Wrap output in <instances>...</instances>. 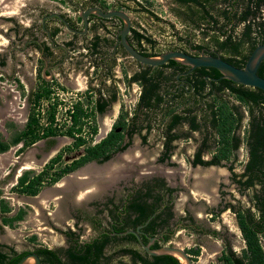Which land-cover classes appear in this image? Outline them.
Here are the masks:
<instances>
[{
  "label": "trees",
  "instance_id": "1",
  "mask_svg": "<svg viewBox=\"0 0 264 264\" xmlns=\"http://www.w3.org/2000/svg\"><path fill=\"white\" fill-rule=\"evenodd\" d=\"M87 1H99L103 6H107L105 0ZM173 1L178 7L172 8L173 14L180 19L183 26L187 29L198 28L205 36L202 43L193 42L192 48H205L209 51L208 54L218 55L234 66L242 68L252 50L258 44L264 43V0ZM135 5L136 7L131 8L132 11L144 12L155 21H166L143 4L135 2ZM91 15L93 18L98 17ZM111 20L112 17L100 18L99 26L106 33L114 36L121 29L122 21L119 20V26L112 30L109 27ZM169 25L174 28L173 24L169 23ZM187 37L193 41L191 33L184 37L178 36V39ZM127 40L139 52L147 56H154L179 47V43H173L159 49V43L155 38L132 26ZM90 42L92 52L98 51L100 43L108 46L115 45L114 42L109 43L106 37L101 38L96 35ZM120 47L121 49H115L114 54L128 55L122 46ZM91 53H89L90 56ZM112 63L101 75L103 78L99 86L87 87L86 101H77L73 104V111L70 114L71 124L68 126L53 125L56 103L48 108V124L40 123L39 116L35 112V105L40 99L50 96L51 86L60 87L55 79L47 80L41 77V81L31 93L30 110L23 129L15 132L9 142L0 140V152H5L18 143H21L18 150L23 151L39 140L58 135L71 138V142L49 158L40 171L36 173L24 171L17 178V183L12 190L21 195L35 196L43 187L55 184L62 177L88 162L103 163L109 160L116 152L125 150L131 144L135 134L146 141L147 135L153 130L163 137V150L159 157V161L162 162L170 158L174 148L173 141L182 137L188 138L192 132H198L201 138L194 158L190 161L191 164L227 166L232 173V180L238 185L240 191L252 190L251 205H234L229 202L225 205L226 208L219 209L222 211L229 208L235 214L245 247L238 253L232 249L227 240H224L218 260L222 264H264V91L222 77V73L215 68L196 67L187 75L192 84L187 87V90L176 93L173 91L177 84V73L184 70L187 65L174 59L159 66L143 65L136 61L139 70L126 78L128 83L136 82L141 88L135 107L129 112L121 105L111 129L103 138L92 144L93 136L98 132L96 116L103 114L117 98V90L111 87L112 84L104 87L107 79L113 78L112 68L115 63ZM124 73L126 75V72ZM257 73L264 77V59ZM109 87L112 90L107 97L105 93ZM188 89L192 92L188 93ZM176 100L178 104L174 105ZM242 106H245L247 111L243 135L240 132L242 120L245 117ZM184 125H187V131L178 132ZM242 143L246 148L247 158L242 171L235 173L233 168L237 160V151ZM211 148H214L211 157L203 159L202 154ZM79 149H82L81 155L55 169V165L61 161L65 151L73 152ZM154 181L156 183L153 185L145 182L143 188H131V191L127 189L123 203L116 204L115 207L123 206L127 216L134 215L135 224L146 221L155 213L150 223L151 230L157 231L169 226V219L173 215L172 193L175 189L166 187L163 179ZM10 212L8 203L0 199V213L3 215L0 228L2 225L14 226L25 215L22 208L8 215ZM211 233L216 235L217 232L212 230ZM129 236L132 237V235ZM30 239L33 241L36 238L32 236ZM75 243L76 248L72 247L69 250L66 262L58 256L55 249L43 248L37 252L43 257V264H97L99 259L103 258L107 261L110 257H103L106 238L99 242L93 240L82 245H77L76 241ZM1 246L0 264H15L25 254V252L17 253L12 248H8L11 253L9 256ZM141 251L136 248H123L117 253H132L134 259L141 264H180L179 259L173 255L154 256ZM186 251L195 260L200 254V247L195 246Z\"/></svg>",
  "mask_w": 264,
  "mask_h": 264
},
{
  "label": "rangeland",
  "instance_id": "2",
  "mask_svg": "<svg viewBox=\"0 0 264 264\" xmlns=\"http://www.w3.org/2000/svg\"><path fill=\"white\" fill-rule=\"evenodd\" d=\"M76 1L82 2L81 4L83 5H81V7L83 9L90 5L89 2L84 0ZM20 2L23 4V10L20 12V16H17V19L22 21H24L23 12L26 11L27 5L41 4V7H43L42 5L46 3L43 8H50L52 10L59 9L58 5L48 1L20 0ZM135 2H139L143 4V6L148 7L149 10L159 18L166 21H155L144 12L132 11L131 8L136 7ZM112 3H115L118 9L125 11L129 15L132 27L144 31L146 34L155 38L159 43V49H163L164 46L175 43V39L178 38V36L184 37L188 33L192 34L194 43H202V41L205 40V36L201 33L200 29H187L183 26L180 19L173 14L172 8H178L173 0H105V4L108 6ZM63 10L71 17L81 12V9H72L68 4L64 6ZM169 23L173 24L174 28H171ZM116 25L110 23L109 27L115 30L117 27ZM9 27L10 24L5 23L2 28L6 30ZM69 38H71L70 31L62 26L55 40L58 43H62ZM84 40L85 38H77L76 42H78V44H74L73 47L84 45ZM5 42V38L1 36L0 50H2ZM75 49L73 55L71 54V58H75L78 52H85L80 48L78 52H75ZM57 53L59 54L60 52H56L54 56H58ZM34 55L35 60L33 62L24 60L22 63L24 66L21 64V72L18 74H15L11 65L5 66L3 65L4 63H0L1 141L9 142L11 136L15 132L22 130L25 125L27 112L30 110L27 92H31L35 89L37 84L41 81L38 77L41 73L42 65L36 59L38 58V53L36 52ZM118 58V61L123 66V70L117 69V72H114L119 76V82H117L118 80L116 79L117 84L114 83L116 86L114 87L117 90L118 101L112 107L118 110L119 106L123 105L127 111L131 112V109L134 108L133 102L137 91L135 85L133 83H128L126 78L128 74L132 73L135 69L137 63L129 55L122 54ZM79 60H81V58H79ZM83 67L84 66L80 68L75 67L74 70H81L80 73H76L83 76L82 79L86 81L87 87L98 86L97 84H99L100 81H97V76L94 73L95 71H85ZM63 68L62 72L60 74L58 73L56 77L51 70V75L54 76L55 82H58L60 87L64 89L63 93L60 92L61 96L66 98L67 101H70L72 100L74 92L80 91L85 93L86 88L80 89V86H78V88L65 86L63 84L64 78L67 79V77H64L67 76L65 72L70 73V76L73 78L78 77V75L74 74L73 76L69 67ZM28 69L34 72L32 74L26 73ZM125 71L126 75H124ZM55 72L58 71L56 70ZM17 75L20 76L19 79H17ZM21 76H23L24 79H22ZM47 78L50 80L49 76H47ZM18 80H22V82L18 83ZM109 83L111 85V79H107L106 84ZM9 100H12L11 104L8 102ZM83 100L85 102L86 98ZM233 100L235 103L239 104L237 100ZM110 110L105 116L109 115ZM242 110L245 114L242 125L245 126L247 122V111L245 106H242ZM113 119L115 118L112 117L111 123ZM96 120L99 127L96 138H100L104 135L102 132H104L105 129L101 131V128L103 129L101 116H97ZM186 131L187 125L182 126L178 130V132ZM200 138V133L192 132L188 138L182 137L175 140L173 142L174 148L170 159L167 163H164L159 161V157L163 150V137L160 133L156 130L151 131L147 135L146 141H142L138 135H134L131 144L125 150L116 152L108 161L103 163L97 161L88 162L77 170L62 177L56 182L58 183L57 187L55 186L56 183L51 186L43 187L39 193L33 197L21 195L12 190V187L17 183V178L26 170L34 173L40 171L47 160L51 156H54L58 149L71 142V138L58 135L52 139L37 141L34 145L27 147L23 151L18 150L21 143L11 146L6 152H0V199H4L11 209L16 210L22 208L25 211V215L23 219L16 222L14 226H4L0 228V241L8 242L18 249H24L30 246L32 242L30 238L35 236L36 239L33 240L35 243H41L51 247L60 246L64 241L60 231L64 229V223L71 222L66 214L69 208L72 209L75 206H83L89 212V215H91L92 212L96 211L94 205H91L92 207L90 206L92 201L97 200L100 204V202L108 196L123 194L125 191L122 192V190L125 186L132 183L137 184L141 182V180H146L154 174L163 172L166 180L180 190L175 198L174 210L177 213L190 210V212L202 216L201 224L203 227L209 229L214 225L219 228V232H221L223 236V238L220 239L211 235H197L193 230L181 228L178 229L170 239L169 245L179 246L185 250L200 246V254L193 260V264H222L217 258L220 255V250L223 248V240H227L238 252H241L244 247V242L241 238L235 215L229 208L220 213L218 217H214L215 220H211L212 217L207 211L209 207L218 208V206H223L226 202H231L234 205L241 204L243 206H249L251 205L250 197L252 190H238L237 187L230 182V179L226 178L227 175H219L218 178L216 177V180L211 183V187L205 184L207 178L211 177L213 171L210 173V169L208 168L206 173L201 174L198 170H203V168L199 169L200 166H198L194 171L193 169L195 166L190 164V157L199 144ZM81 154L82 149L73 152L65 151L61 161L55 165V169L69 163ZM245 160L246 148L243 145L237 151V160L234 164V170L236 172L239 173L242 171ZM111 166L114 167V170ZM221 169H227V167L224 166L221 167ZM117 170L121 175L119 176V174H117L116 178H114V173H116ZM193 176L196 181V186L201 185L200 187L194 186ZM79 178L80 180H78ZM81 179H83V181H81ZM67 182L71 184L68 185ZM81 182L83 184H81ZM66 183L67 185H65ZM71 185H73V187L77 185L81 186L68 190V192L64 191V188L70 187ZM62 189L63 191H61ZM64 193L68 194L66 195ZM40 200H43V202L40 203ZM99 204L96 206H99ZM86 205L89 207H86Z\"/></svg>",
  "mask_w": 264,
  "mask_h": 264
},
{
  "label": "flooded vegetation",
  "instance_id": "3",
  "mask_svg": "<svg viewBox=\"0 0 264 264\" xmlns=\"http://www.w3.org/2000/svg\"><path fill=\"white\" fill-rule=\"evenodd\" d=\"M68 2H69L70 8H72V9H75V8L79 9V7H80V9L82 8L80 5V2H78L76 0H68ZM89 4H90V6H98L104 10L118 9L117 6L115 5V3H112L110 6H108V5L103 6L102 3L99 1H91V2H89ZM45 5H46V3L43 4L42 6L45 7ZM90 6H88V7H90ZM26 7H27L25 9L26 11L23 12V14H24L23 20L24 21L17 19V17H15V16H3V15L0 16V35L3 38H5V40H6L4 46L2 44V46H3L2 50H0V63L4 62V60H5L3 65H7V62L9 60L10 63L12 64L11 67L14 70V72L17 70L21 71V64L24 62V60L33 62L35 60L34 54L37 52L38 58H36V59L42 65V70H41V73H40L38 79H41V77L48 79L47 76H49L50 77L49 79L53 80L54 76L50 75V73H48L47 70L45 71V74H43V70L46 68V66H50V67L55 66V65L61 63L64 59L66 60V58L68 57V51L66 50L67 51L66 52L64 49H69L72 46H74V44H77L78 42H76V39L82 38L85 33L80 34L77 32H71L70 31L71 38H69L68 40H65L62 43H58L55 40V37L61 31V28H62V26H64V24L60 21L59 18H57L56 16H52L51 14L52 13H59L60 15H62L68 21L69 26L75 30H79V31L83 30V23L81 21V18L79 17V14H77V15L75 14L71 17L70 15L66 14L65 12L52 10L50 8H48V9L43 8V7H41V4L31 5V6L27 5ZM27 10H28V12H27ZM29 12H31V13H29ZM92 18H93L92 15H89V17H88V20H89L88 29L90 27V19H92ZM92 20H95L93 22V24L95 23V24H97V26L99 28H101L99 26L101 24L99 17H96V18L94 17ZM119 20H120L119 18L117 19V17L115 18V16H112L111 23H113V25L117 24L116 26L118 27L120 24V21H121V20L120 21ZM3 23H6V24L9 23L10 27L7 28L6 30L5 29L3 30V28H2ZM102 30L104 31V29H102ZM115 37H116V35H115ZM189 38L190 37H187L184 39L176 38L174 44L179 43V47H181L182 45H184V47H181V48L177 47V49H173V50H180V51H184V52H187V53H190L193 55H198L199 52H203L204 54L209 53V51L205 50V48H199V49L198 48H192L191 46H192L193 41H190ZM52 40H53V42H52ZM70 41H73V42L71 44H68ZM120 46L121 45L117 43V39H116V43L114 45V49H113L112 53L114 54L116 48L121 49ZM192 50H197V52H194ZM56 52H60L59 54L57 53L58 56L57 55L54 56L56 54ZM21 56H22V58H21ZM22 66H24V64H22ZM60 67H62V64L57 65L55 68L58 69ZM53 69L54 68H51L52 71H53ZM192 70L193 69H190L189 66H185L184 70L177 73V76H176L177 84H176V86H174L175 89L173 92L179 93L181 90H187V87L192 84L190 81V78H188L187 75H189ZM19 78H20V76L17 75V79H19ZM21 78L24 79L23 76H21ZM19 82L21 83L22 80L21 81L18 80V83ZM32 91L27 92L29 107H30V97H31ZM190 92H192V90L188 89V93H190ZM13 99H15V98H13ZM11 101L9 100L8 102H10V104H11ZM176 103L178 104L177 100H176L174 105H176ZM28 112H27V115H28ZM135 135H137V134H135ZM48 139H52V138H48ZM48 139H45V140H48ZM198 145H197V147H198ZM197 147L194 150V152L192 153V155L190 157V161L193 160L194 154L197 150ZM213 149L214 148H211V150L205 151L202 154V158L205 160L209 159L212 155ZM246 158H247V151H246ZM169 159L170 158L165 159L162 162L167 163L169 161ZM190 164H191V162H190ZM192 166H194V165H192ZM112 168L114 170V167H112ZM233 171L235 173H238L234 170V168H233ZM117 174H119V176L121 175L117 170V172L114 173V178H116ZM161 174L163 175L164 173L159 172L158 174H154L153 176L149 177L146 180H141V182H139L137 184L132 183L128 186H125L123 188L122 192L125 191L123 194L126 195L128 191H131V188H134V189L143 188V184L145 182L153 185L156 183V181H154V180L163 179L166 187L175 189L172 193L173 198H172V207L171 208L173 211L175 198H176V196L180 190L178 189V187L170 184L166 180L164 175L162 176ZM231 179H232V177H231ZM78 180H80V178ZM205 180H206V178H205ZM81 181H83V179H81ZM233 183L235 185H237L235 182H233ZM81 184H83V183L81 182ZM80 186L81 185H79V186L77 185L76 187H73V185H71L70 187L69 186L66 187L64 191L68 192V190H72V189L80 187ZM127 189H128V191H127ZM237 189L239 190L238 185H237ZM246 190H248V189H246ZM61 191H63V190H61ZM64 194H66V193H64ZM123 194L108 196L107 198L102 200L100 202V204L98 203L97 200L92 201L90 203V206L94 205L96 208V211L92 212L91 215H89V212L83 206H75L72 209L69 208L66 211V214L68 215V217L67 216L66 217L70 218L71 222L64 223L65 227H64V229H62L60 231V233L63 236V240H64L63 244L60 246L51 247V246H48L45 244L35 243L34 241H32L30 243V246H28L27 248L18 249L16 247H14L13 245L9 244L8 242L0 241V245H2L1 246L2 250L8 252L9 256L11 255V253H10L8 248H12V250L17 252V253L25 252V254L23 256H25L28 253H35L39 256L41 264H43V257L40 256L37 251H39L40 249H43V248L55 249V250H57L58 256L64 262H66L68 257H69V250L72 249V247L76 248L75 241L77 242V245L78 244L82 245V244H86L88 242H91L93 240L94 241L98 240V242H99V241L104 240L106 238L107 243L105 244L104 249H103V257H106V256H108V257L110 256V257L107 261L103 258L99 259L97 264H141L140 261L134 259V256L132 253H125V254L117 253L119 250H121L123 248H136L139 251L143 250L146 254H148L145 251V249L141 246V244L138 241L135 234L129 233V232L121 234V232L128 231V230L136 231L144 243H148L150 240V237H154V239L152 240V242L150 244V247L151 248H157V247H160L162 245H169L170 239L174 236V234L176 233V231L179 228H184V229L190 228V230H194V231L199 229V227L197 226V221L194 219L190 210L184 211V214L181 216L176 217V216L172 215V217L169 219V223H170L169 227H165L163 229H158L157 231L151 230V225H152L150 223L151 220H149L148 223L144 226H143V224L146 221H144L142 223H136L135 224L134 223V218H135L134 215L127 216L125 211L123 210V206L115 207L116 204L120 205L123 203V201L125 199V196ZM223 194H225V193H223ZM110 200H112V201H110ZM98 204H99V206H96ZM225 205H227V202L223 206H225ZM223 206L221 205L220 207L222 208ZM86 207H89V206L86 205ZM221 208H217V210L221 209ZM224 210H226V209H224ZM230 211H231V209H230ZM173 213H174V211H173ZM2 216L3 215L0 213V226L2 224L1 223V217ZM3 227L4 226L2 225L1 228H3ZM129 235H132V237H130ZM216 235L220 239L223 238L222 234L219 231L216 233ZM162 240H164V241L162 242ZM223 246H224V240H223ZM143 251H141V252H143ZM148 255H150V254H148Z\"/></svg>",
  "mask_w": 264,
  "mask_h": 264
},
{
  "label": "crops",
  "instance_id": "4",
  "mask_svg": "<svg viewBox=\"0 0 264 264\" xmlns=\"http://www.w3.org/2000/svg\"><path fill=\"white\" fill-rule=\"evenodd\" d=\"M23 1H25V0H23ZM27 1H29V0H27ZM44 1H48V2H50V3H54V4H56V5H58V7H59V9H57L56 11H60V12H65L63 9H64V6H67V4L69 5V2H68V0H42V2H44ZM80 1H82V0H80ZM84 1H86V2H88L87 0H84ZM82 2H80V5H83V4H81ZM23 4H21V2H20V0H0V16H15V17H17V16H20L19 14H20V12L23 10L22 9V6ZM90 6V5H89ZM75 9H77V8H75ZM81 9H83V8H81ZM85 9V8H84ZM79 10H80V7H79ZM22 14V13H21ZM22 16H23V14H22ZM93 19V18H92ZM92 19H90V27H89V29H88V31L83 35V37L82 38H85V40H84V45H82V46H77V47H71V48H69V49H64L65 51L67 50L68 51V59L66 58V60H64L63 61V63H61L62 64V67H60V68H54L53 69V71H52V73L54 74V76L56 77L57 76V74L59 73H61L62 72V69H64L63 67H66V68H70V71H71V73L73 74V76H74V74L76 75H78L80 72H81V70H74L75 69V67H78V68H80L81 66H84L83 68L85 69V71H90V70H95V75L97 76V81H101L102 80V78L103 77H101V75H103L104 74V72L105 71H107V69L109 68V66L110 65H112L113 63L112 62H114L115 63V65H113V68H112V72H113V78H114V80H113V78H110L111 79V84H112V86L111 87H113L114 88V86H115V84L114 83H116L117 84V82H119V76H117L116 75V73H114V72H117V69H122L123 70V66H122V64L118 61L119 60V56L120 55H122V54H120V53H118L117 55H115V54H113L112 53V51H113V49H114V44L113 45H110V46H108L107 44H103V43H100L99 44V47L97 48L98 49V51H96V52H92V49H91V45H90V41H92L93 40V37L96 35V36H100L101 38H103V37H106V39L108 40V42L109 43H111L112 44V42H114V43H116V39H115V35L113 36H110V34H108V33H106L105 31H103L101 28H99L98 26H97V24H93V22L95 21V20H92ZM4 24L5 23H3V27H4ZM0 37H1V35H0ZM78 44V43H77ZM76 48V49H75ZM81 49V50H84L85 52H83V53H81V52H78V49ZM74 49H75V52L77 51L78 52V54L75 56V58H71V54L73 55V53H74ZM66 51V52H67ZM65 52V53H66ZM92 52V53H91ZM89 53H91V56H90V54ZM116 56V57H115ZM79 58H81V60H79ZM73 59H75V60H73ZM4 62H5V60H4ZM4 62H2V63H4ZM7 62V61H6ZM81 64V65H80ZM8 65H12L11 63H10V61L8 60V62H7V66ZM6 66V65H5ZM8 70V69H7ZM7 70H5V71H7ZM58 71V72H55V71ZM139 70V67H138V65H136L135 66V69L132 71V73H130V74H128V77L129 76H131L133 73H135L136 71H138ZM21 71L20 70H17V71H15V74L17 73H20ZM34 71L33 70H30L29 71V69H28V71L26 72V73H30V74H32ZM64 72V71H63ZM76 72H79V73H76ZM126 72V71H125ZM65 74L67 75V76H64V77H67V79L66 78H64V82H63V84L65 85V86H67V87H71V88H78V86H80V89H83V88H86L87 89V85H86V81L84 80V79H82V77L83 76H80V75H78V77H72V76H70V73H67V72H65ZM0 75H1V73H0ZM125 75V74H124ZM68 77H69V79H68ZM118 81H117V80ZM48 80V79H47ZM117 81V82H116ZM88 83H89V81H88ZM134 85H135V89H136V91H137V93H136V96H135V100H134V107H135V104H136V102H137V100H138V97H139V94H140V91H141V88H140V86H139V84L138 83H136V82H132ZM98 86L100 85V82H99V84H97ZM106 85L107 86H110V83L109 84H106L105 83V86L104 87H106ZM100 87H102V86H100ZM111 87H109V88H107V92L105 93L106 94V96L108 97L109 95H110V92H111V90H112V88ZM116 87V86H115ZM102 90H104L103 89V87H102ZM105 91V90H104ZM118 101V97L115 99V101H113L109 106H108V109L103 113V114H98L97 116L99 117V116H101V119H102V126H103V129L101 128V131L102 130H104V132H102V134H104V135H102L101 137L103 138L107 133H108V131L111 129V127H112V124H113V122L115 121V119H116V117H117V115H118V113H119V110H120V107H121V105L119 106V109L118 110H116L115 109V107H112L113 105H115V103ZM181 107V106H180ZM125 108V107H124ZM111 109V110H110ZM126 109V108H125ZM180 109V108H179ZM110 110V113H109V115H107V116H105L106 115V113L108 112ZM133 109H131V111H132ZM97 116H96V118H97ZM105 116V117H104ZM112 117L113 118H115V119H113V122L111 123V119H112ZM110 118V119H109ZM109 119V120H108ZM26 120H27V116H26ZM109 121V122H108ZM25 123H26V121H25ZM244 128H245V126H243V125H241V129H240V132H241V135H243V130H244ZM98 129H99V127H98ZM134 137V136H133ZM53 138V137H52ZM43 140V139H42ZM40 141V140H39ZM36 143V142H35ZM34 143V144H35ZM34 144H32V145H34ZM244 144L242 143L241 145H240V147L241 146H243ZM239 147V148H240ZM61 148H63V147H61ZM60 148V149H61ZM60 149H58L57 151H56V153L60 150ZM9 150V149H8ZM6 152V151H5ZM1 153H3V152H1ZM198 166H200L199 167V169L200 168H203V170H198L201 174H204V173H206L207 171V169L209 168L210 170H209V172L210 173H212V171H213V173H212V175H211V177L210 178H207V181L205 182V184H207V185H209L210 187H211V183H213L216 179V177L218 178L219 177V175L220 176H222V175H227L226 176V178L228 179H230V182L232 183V184H234L233 182V180L231 179V177H232V174L230 173V170L228 169V167H227V169H221V167H224V166H218V165H209V166H202V165H196L195 166V168L193 169L194 171L196 170V168L198 167ZM220 167V168H219ZM227 173V174H226ZM240 173V172H239ZM21 175V174H20ZM193 178H194V176H193ZM195 178H194V186L195 187H200L201 185H197L196 186V184H195ZM198 182V181H197ZM204 182V181H203ZM223 183V182H222ZM205 184H204V186H205ZM57 185H58V183H56L55 184V186L57 187ZM234 186H236L237 187V185H235L234 184ZM250 190V189H249ZM45 194V193H44ZM26 196V195H25ZM42 196H43V194H42ZM33 197V196H32ZM43 198V197H42ZM45 198V197H44ZM204 199V198H203ZM208 201V200H207ZM43 202V200H40V203H42ZM9 205V204H8ZM225 206H223L222 208H224ZM218 208H221L220 206L218 207ZM226 208V207H225ZM20 208H18V209H16V210H14V209H11V212L10 213H8V215H12V214H14L17 210H19ZM227 210H228V208H227ZM230 210V209H229ZM174 211V213H173V215L174 216H181V215H183L184 214V211H182V212H179V213H177L175 210H173ZM172 211V212H173ZM224 211V209H222V211H219V209L217 210V207L216 208H212V207H209V209H208V213H209V215L212 217L211 218V220H215V218L216 217H218L219 215H220V213H222ZM188 212V211H187ZM155 214V213H154ZM154 214H152L151 216H150V219L152 218V216L154 215ZM191 214L193 215V217H194V219L197 221V226L199 227V229H197V230H193V232H195L197 235H199V234H202V235H211V236H214V237H217V238H219L217 235H213V234H211V231L212 230H215L216 232H218L219 231V228H217L216 226H212V227H210L209 229H206L205 227H203L202 226V224H201V219H202V216H199L198 214H196V213H193V212H191ZM235 215V214H234ZM215 217V218H214ZM236 218V217H235ZM237 222V221H236ZM170 224V223H169ZM238 226V225H237ZM167 227H169V226H167ZM179 229H181V228H179ZM185 229H190V228H185ZM239 229V228H238ZM240 230V229H239ZM221 233V232H220ZM241 233V232H240ZM241 238H242V235H241ZM242 240H243V238H242ZM243 242H244V240H243ZM231 246V245H230ZM264 246V245H263ZM200 247V246H199ZM232 247V246H231ZM244 247H245V244H244ZM243 247V248H244ZM242 248V249H243ZM201 249V248H200ZM232 249L234 250V251H236V252H238L237 250H235L233 247H232ZM221 251H222V249L220 250V254H221ZM242 251V250H241ZM238 253H240V252H238ZM219 257V256H218ZM218 259V258H217Z\"/></svg>",
  "mask_w": 264,
  "mask_h": 264
},
{
  "label": "water",
  "instance_id": "5",
  "mask_svg": "<svg viewBox=\"0 0 264 264\" xmlns=\"http://www.w3.org/2000/svg\"><path fill=\"white\" fill-rule=\"evenodd\" d=\"M91 14H94L100 18H110L112 16H115L122 21V27L115 37L117 39V43L122 46V48L133 60L139 62L140 64L149 66H159L166 63L170 59H174L189 66L190 69H194L196 67H212L220 71L222 73V77H225L227 79H230L231 81L243 85L256 87L264 91V77L260 76L257 73L261 62L264 59V43L258 44L252 50L242 68L234 66L233 64L227 62L218 55L204 54L203 52H199L198 55H193L180 50H168L154 56H147L139 52L136 48H134L127 40V35L132 26L131 19L129 15L121 9L104 10L98 6H90L85 9H81V12L79 13V17L81 18V21L83 23V30L81 31L71 28L65 17H63L59 13H52L51 15L59 18L67 30L84 34L88 31V17ZM192 51L197 52V50ZM63 61L61 63H63ZM57 65L51 67L46 66V68L43 70V74H45V71L47 70L48 73H50L51 75V68H55ZM149 220L150 217L146 220L143 226L146 225ZM128 232L136 235L141 246L150 255L155 256L161 254H170L177 257L180 261V264H193L192 256L182 247L174 245H162L157 248H151L150 244L154 237H150L149 242L144 243L136 231L128 230L121 232V234ZM163 241L164 240H162V242ZM15 264H41V261L37 254L28 253Z\"/></svg>",
  "mask_w": 264,
  "mask_h": 264
},
{
  "label": "built area",
  "instance_id": "6",
  "mask_svg": "<svg viewBox=\"0 0 264 264\" xmlns=\"http://www.w3.org/2000/svg\"><path fill=\"white\" fill-rule=\"evenodd\" d=\"M52 92L48 98L40 99L37 104L35 105V112L38 114V118L41 124L46 125L48 124L47 114L48 108L50 105L56 103L55 107V119L53 122L54 126L61 127V126H68L71 124V113L73 111V104L77 101L84 102V98L86 95L84 92H74L72 100L67 101L66 98L61 96V93L64 92V89L59 87L58 85L51 86ZM61 92V93H60ZM98 134V132H97ZM97 134L93 136L92 144L99 141L102 137L96 138Z\"/></svg>",
  "mask_w": 264,
  "mask_h": 264
},
{
  "label": "bare ground",
  "instance_id": "7",
  "mask_svg": "<svg viewBox=\"0 0 264 264\" xmlns=\"http://www.w3.org/2000/svg\"><path fill=\"white\" fill-rule=\"evenodd\" d=\"M67 183H68V185L71 184L70 182H67ZM67 183H66L65 185H67ZM73 185H74V184H73ZM75 187H76V186H75ZM64 189H65V188H64ZM70 189H71V188H70ZM62 190H63V189H62Z\"/></svg>",
  "mask_w": 264,
  "mask_h": 264
}]
</instances>
